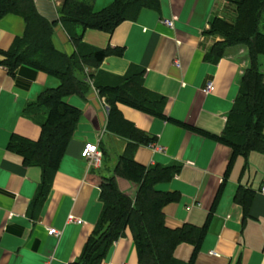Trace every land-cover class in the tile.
Listing matches in <instances>:
<instances>
[{
	"label": "crops",
	"instance_id": "1",
	"mask_svg": "<svg viewBox=\"0 0 264 264\" xmlns=\"http://www.w3.org/2000/svg\"><path fill=\"white\" fill-rule=\"evenodd\" d=\"M113 1L93 4L100 10ZM63 2L36 0V5L44 17L57 21L52 36L56 48L72 54L77 47L58 12ZM235 16L227 0H159L112 32L86 29L79 48L110 52L98 66L79 73L86 80L87 71L94 74L88 91L66 98L82 110V117L48 186L44 169L26 164L10 142L16 134L40 137L47 109L30 114L26 109L60 80L25 63L10 70L4 51L24 34L26 21L14 13L0 19V264H78L102 214L101 179L113 174L127 148L146 167L174 168L171 178L156 184L174 197L163 208L168 228L207 226L197 252L194 244L182 242L174 251L177 259L264 264V152L253 150L232 159L233 149L220 140L250 66L248 48L228 47L216 59L211 49L223 38L207 32L215 17ZM166 19H174V26ZM260 61L264 72V56ZM137 73L142 76L141 93L166 101L164 115L124 102L117 106L124 120L164 147L162 151L111 132L106 96L93 83H121ZM209 81L215 87L206 93ZM98 140L103 161L91 165L82 150ZM118 181L128 194L137 190L123 178ZM51 228L59 233L48 234ZM102 264H140L130 228L113 243Z\"/></svg>",
	"mask_w": 264,
	"mask_h": 264
},
{
	"label": "trees",
	"instance_id": "2",
	"mask_svg": "<svg viewBox=\"0 0 264 264\" xmlns=\"http://www.w3.org/2000/svg\"><path fill=\"white\" fill-rule=\"evenodd\" d=\"M158 1L114 0L96 10L93 0H64L58 9L60 21L77 47L75 52L68 54L53 43L57 21H50L41 14L36 0H0V19L14 13L26 21L24 34L4 51V63L11 71L25 63L60 80L57 87L45 89L26 109L27 114L39 108L47 109L40 137L34 140L16 134L10 142V148L21 155L26 164H36L44 169L47 186L82 117V110L67 102L66 98L85 94L92 83L89 79L94 74L87 71L86 80L78 76V72L82 74L87 67L98 66L110 52L109 48L86 50L83 45L79 48L84 31L94 28L112 32L122 21L136 19L145 5H154ZM227 1L234 7L235 19L215 17L207 32L223 38L211 49L216 59L235 45L246 46L250 57V66L241 79L228 124L220 136V140L233 149V159L237 154L247 157L253 150L264 152V72L260 61L264 56V0ZM125 80L104 85L94 79L95 87L106 96L109 106L107 127L122 137L149 144L152 138L124 120L117 104L129 103L163 116L166 101L154 94L140 92L142 76L139 73ZM173 172L171 167H146L138 163L131 148H127L113 174L101 179L102 214L78 264H102L113 243L125 234L127 228L132 231L140 264H193V260L177 259L174 251L180 243L190 242L197 252L207 226L184 225L176 229L166 226L163 208L174 197L158 190L156 184L171 178ZM119 178L136 187L135 194L122 190Z\"/></svg>",
	"mask_w": 264,
	"mask_h": 264
},
{
	"label": "built area",
	"instance_id": "3",
	"mask_svg": "<svg viewBox=\"0 0 264 264\" xmlns=\"http://www.w3.org/2000/svg\"><path fill=\"white\" fill-rule=\"evenodd\" d=\"M165 23L169 26H174V19H166ZM214 82L213 81H209L207 83V85L204 88V91L206 93H211L214 90ZM149 145L155 149H158L160 151H162L164 149V147L156 145L154 142L149 143ZM82 156L85 157L86 159L89 160L91 165H96L97 163H99L101 161V156L102 153L100 151L99 148V143L98 141L96 143L94 142H87L82 150ZM261 193L264 194V181L263 184L261 186L260 189ZM72 220H75L74 218H72ZM78 223H81L82 220H77ZM58 230L56 228H51L48 229V234L53 235V234H58Z\"/></svg>",
	"mask_w": 264,
	"mask_h": 264
},
{
	"label": "rangeland",
	"instance_id": "4",
	"mask_svg": "<svg viewBox=\"0 0 264 264\" xmlns=\"http://www.w3.org/2000/svg\"><path fill=\"white\" fill-rule=\"evenodd\" d=\"M78 76H79V72H78ZM98 141H99V140H98ZM101 153H102V151H101ZM102 161H103V159H102V156H101V161H100L99 163H97L96 165H100ZM71 219H72V218H71Z\"/></svg>",
	"mask_w": 264,
	"mask_h": 264
}]
</instances>
